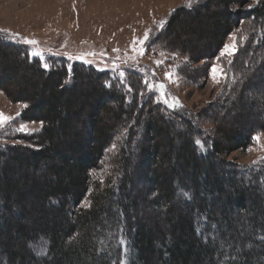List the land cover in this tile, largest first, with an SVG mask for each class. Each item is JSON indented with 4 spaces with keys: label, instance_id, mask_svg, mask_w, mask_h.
<instances>
[{
    "label": "trees",
    "instance_id": "trees-1",
    "mask_svg": "<svg viewBox=\"0 0 264 264\" xmlns=\"http://www.w3.org/2000/svg\"><path fill=\"white\" fill-rule=\"evenodd\" d=\"M249 2L192 0L155 38L194 62L213 60L238 16L264 22V0L236 13ZM146 39L150 46L154 36ZM28 42L0 32V88L24 105L21 122L41 124L19 144L0 141V264H119L121 237L128 264H264V161L247 168L223 158L264 125L219 131L203 155L194 122L167 105L173 97L156 89L141 102V80L128 77L140 79L138 70L119 79L88 57L41 62ZM115 143L108 173L95 175Z\"/></svg>",
    "mask_w": 264,
    "mask_h": 264
},
{
    "label": "rangeland",
    "instance_id": "rangeland-1",
    "mask_svg": "<svg viewBox=\"0 0 264 264\" xmlns=\"http://www.w3.org/2000/svg\"><path fill=\"white\" fill-rule=\"evenodd\" d=\"M260 1L250 0L236 8V13L241 15V11ZM188 3L189 0H0V32L34 41L29 43L30 53L41 62L57 56L88 57L96 68L115 71V78L119 79H126L131 70L132 73L138 70L143 74L140 79L136 74L128 77L131 82L140 83L141 80L144 93L141 102L145 95L152 97L156 89L164 92L167 98L173 97L167 105L178 107L179 115L194 122L195 144L205 155L210 151L211 142L219 141V131L241 129L243 135L249 128L264 125V22H240L238 16V25L225 39L219 56L194 62L188 55L166 47L161 38H155V31L168 20L171 11ZM149 35H153L154 40L147 46L144 40ZM145 45L147 49L141 53L139 50ZM208 50L206 44L197 48L205 56ZM111 61L137 63L139 67L135 70L124 64L114 67L110 65ZM141 65L145 68L141 69ZM174 100L178 106L174 105ZM151 101H148L150 106ZM23 107L22 103L12 102L0 88V113L10 118L0 123L2 143L19 144L15 141L17 137L41 128L40 123L20 121ZM234 114L235 117L242 115L236 125ZM141 121L145 122L146 118L142 117ZM255 133L248 148L234 150L223 158L247 168L263 162L264 130ZM141 134L142 130L137 126L130 132L131 146L140 142ZM117 144L113 145L95 175L108 173V164L118 151ZM133 160L130 154L129 162ZM119 244V264H128V243L121 237ZM43 249L38 248V251Z\"/></svg>",
    "mask_w": 264,
    "mask_h": 264
},
{
    "label": "snow or ice",
    "instance_id": "snow-or-ice-1",
    "mask_svg": "<svg viewBox=\"0 0 264 264\" xmlns=\"http://www.w3.org/2000/svg\"><path fill=\"white\" fill-rule=\"evenodd\" d=\"M191 3H192V0H189V3H188V7H191ZM28 43H35L34 41H30V42H28ZM226 51H227V49H226ZM33 55H38V53H33ZM8 119H10V118H8V117H4L3 116V114L2 113H0V123H5V122H7V120ZM259 138L257 137V140H258Z\"/></svg>",
    "mask_w": 264,
    "mask_h": 264
}]
</instances>
